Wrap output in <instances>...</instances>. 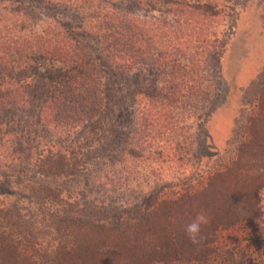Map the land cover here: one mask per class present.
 <instances>
[{
	"label": "trees",
	"instance_id": "1",
	"mask_svg": "<svg viewBox=\"0 0 264 264\" xmlns=\"http://www.w3.org/2000/svg\"><path fill=\"white\" fill-rule=\"evenodd\" d=\"M248 1L0 0V199L16 185L39 211L28 217L20 201L14 211L0 202V264H151L160 252L184 260L186 247L205 260L218 225L246 220V205L255 217L259 188L225 195L215 228L193 245L184 230L150 227L158 203L117 215L57 184L94 165L201 161L235 12ZM147 73L158 82L128 84ZM242 162L230 166L237 181L251 174ZM140 240L143 250L131 254Z\"/></svg>",
	"mask_w": 264,
	"mask_h": 264
},
{
	"label": "rangeland",
	"instance_id": "2",
	"mask_svg": "<svg viewBox=\"0 0 264 264\" xmlns=\"http://www.w3.org/2000/svg\"><path fill=\"white\" fill-rule=\"evenodd\" d=\"M235 13V29L223 57L222 98L206 125V148L202 150L201 161L147 162L146 165L130 161L131 165L118 163L113 167L94 165L76 180L57 183L63 188V196H71L81 203L104 205L117 215L139 204L158 203L159 209L151 215L149 224L156 233L166 230L169 234L174 227L185 231V226L203 211L210 217V223L203 228L204 235L215 228L211 223L212 220L216 222L214 218L222 212L219 208H226L222 204L225 195L232 198L233 194L245 188L251 191L253 187L259 188L253 198L257 206V210H253L255 217L248 214L251 212L246 205L243 213L246 220L224 228L217 224L219 229L207 246L210 250L207 259L191 258L193 249L186 247L184 260H165L160 252L151 264H264V0L241 3ZM137 15L151 16V13L141 11ZM227 25L226 21L221 22L219 32L225 31ZM128 80L130 86L158 82L156 75L151 73L134 75ZM249 116L255 117L251 138L248 137L251 127L247 122ZM128 120L132 121V118ZM239 157L244 161L242 165L251 171V174H245L247 180L244 177V180L237 181L236 170L230 171L231 164ZM3 171L1 169L0 173ZM199 182L205 187L208 184L210 189L200 190L203 185L198 187ZM1 191L3 195L5 192L13 194L0 199L7 205L6 210L14 211V203L20 201L16 208L21 207L23 215L29 217V212L32 211L33 215L39 212L32 200L18 191V186L12 188V193L7 187ZM161 201L162 204L167 201V204L161 207ZM249 215L253 217L250 221ZM22 229L25 230V226ZM46 231L51 229L46 228ZM124 248L127 247L123 244L122 251ZM143 248L144 241L140 240L129 250L135 254Z\"/></svg>",
	"mask_w": 264,
	"mask_h": 264
},
{
	"label": "clouds",
	"instance_id": "3",
	"mask_svg": "<svg viewBox=\"0 0 264 264\" xmlns=\"http://www.w3.org/2000/svg\"><path fill=\"white\" fill-rule=\"evenodd\" d=\"M209 223L210 217L201 211L185 226L187 238L193 245H200L204 241L203 228Z\"/></svg>",
	"mask_w": 264,
	"mask_h": 264
}]
</instances>
